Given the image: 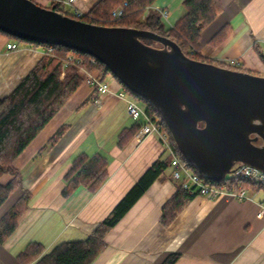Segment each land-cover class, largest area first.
I'll list each match as a JSON object with an SVG mask.
<instances>
[{
    "label": "crops",
    "instance_id": "crops-1",
    "mask_svg": "<svg viewBox=\"0 0 264 264\" xmlns=\"http://www.w3.org/2000/svg\"><path fill=\"white\" fill-rule=\"evenodd\" d=\"M35 1L49 6L56 0ZM98 1L78 0L75 7L85 13ZM63 6L70 12L75 8ZM153 7L168 10L163 20L166 28L187 12L184 0H155ZM223 27L230 30L226 39L212 42ZM10 40L0 32V98L9 94L46 52L45 47L28 45L10 51L6 49ZM200 45L202 56L210 62L230 64L237 58L240 64L234 68L264 75V59L259 53H264V0H223V9L202 30ZM81 74L84 81L15 161L24 181L0 208V218L25 189L33 197L16 230L0 242V264H24L18 254L31 241L42 243L49 252L59 243L86 239L144 171L168 154L157 134L141 142L135 134L125 147H118L119 132L136 120L128 113L126 100L117 94L121 84L111 75L104 80L110 84V92L98 94L100 102L90 101L78 111L80 104L94 95L88 76L97 77L98 72L82 69ZM68 120L71 127L66 134L38 156L39 149ZM80 152L105 155L109 176L97 191L81 185L64 197L63 175ZM164 176L165 180L152 183L109 232L106 249L91 264H161L173 251L180 253L175 264H264V216H258L263 189L244 200L227 193L217 198L196 195L165 226L160 222L162 206L181 182L171 172ZM7 180L8 175L2 177L3 182Z\"/></svg>",
    "mask_w": 264,
    "mask_h": 264
},
{
    "label": "trees",
    "instance_id": "trees-1",
    "mask_svg": "<svg viewBox=\"0 0 264 264\" xmlns=\"http://www.w3.org/2000/svg\"><path fill=\"white\" fill-rule=\"evenodd\" d=\"M155 0H99L93 7L81 16L73 15L64 8L61 0L53 1L48 8L63 12L72 17L102 25H119L151 30L165 35L176 41L183 52L189 57L206 60L201 53L202 30L211 23L223 9V0H184L186 14L171 28H166L161 17V11L153 7ZM124 12L119 18H113L112 11L120 5ZM44 6V5H43ZM0 32L24 45L45 47L43 58L24 76L18 85L5 97L0 98V208L22 187L24 174L15 161L30 145L34 138L61 110L70 96L84 81L81 70L97 71V78L104 81L112 75L126 92L145 101L146 112L154 120L168 130L157 109L140 95L129 90L109 68L88 53H84L63 45H53L39 41L19 38L0 29ZM230 30L223 27L213 38L212 42L220 43L226 39ZM143 42L162 47V44L148 38ZM50 48H52L50 50ZM264 59V53L259 50ZM72 55V59H69ZM221 66L234 68L229 63H216ZM90 98L78 107V111L86 107L90 101L97 99L98 87ZM129 94V93H128ZM130 95V94H129ZM131 96V95H130ZM133 96V97H134ZM203 123H200L202 125ZM141 123L136 120L129 127H123L118 134L117 145L125 147L139 130ZM70 120L62 123L49 137L48 141L38 151V156L52 148L70 129ZM170 143L173 153L181 157L194 170L192 164L183 157L171 133ZM163 158L155 160L133 184L129 191L114 206L111 212L96 226L84 240H71L59 243L49 252L37 241L29 242L18 254V259L24 263L33 264H91L107 247L106 236L122 219L132 205L147 191L156 180H165L164 174L172 171V152ZM8 175L9 180L2 181ZM109 176L108 159L100 152L88 154L78 153L63 175L66 183L62 190L64 197H69L79 186H86L91 191H97ZM227 179V178H226ZM224 179V180H226ZM208 181V180H207ZM211 182V181H209ZM229 185L240 184L248 189L256 188L255 184L244 177L227 179ZM264 190V185H262ZM189 188L181 183L176 191L162 206L160 222L168 226L177 214L192 200ZM33 193L25 189L15 203L0 218V242H4L18 227L24 213L30 208ZM180 253H169L161 264H175Z\"/></svg>",
    "mask_w": 264,
    "mask_h": 264
},
{
    "label": "water",
    "instance_id": "water-1",
    "mask_svg": "<svg viewBox=\"0 0 264 264\" xmlns=\"http://www.w3.org/2000/svg\"><path fill=\"white\" fill-rule=\"evenodd\" d=\"M0 29L104 63L157 109L183 157L208 181H222L239 162L264 171V75L189 57L151 30L86 22L35 0H0Z\"/></svg>",
    "mask_w": 264,
    "mask_h": 264
},
{
    "label": "built area",
    "instance_id": "built-area-1",
    "mask_svg": "<svg viewBox=\"0 0 264 264\" xmlns=\"http://www.w3.org/2000/svg\"><path fill=\"white\" fill-rule=\"evenodd\" d=\"M65 4L75 7L77 5L78 0H61ZM118 6L112 11L113 18H119L124 12V6ZM73 15L81 16L84 14L80 9L74 8L71 12ZM168 16V10H161V17L164 20ZM20 48L19 42L15 39H11L6 44L7 50H17ZM52 48H50L51 50ZM72 55H69V59H72ZM232 66H239V60L237 58H233L229 61ZM88 82L92 83L94 86L98 87L99 94H104L110 92V84L105 81L98 80L97 77L90 75L88 76ZM118 96L126 100L127 103V111L134 118L141 123L139 130L136 133V138L139 142L143 141L145 138L155 133L159 136L160 140L165 146V149L169 152H172V147L170 144L169 130H164L162 125L158 123V121L154 120L150 117L146 112V105H141L136 98L130 96L125 89H121L118 93ZM100 102V99H97ZM172 176L174 179H178L181 181V184L184 187L189 188L192 194L203 195L207 198H217L223 194H232L234 198L243 200L247 198H253L257 192H252L247 187H244L240 184H232L229 185L226 180L231 178L244 177L251 180L255 185L262 186L264 185V171L245 163H236L233 166L232 172L228 173L224 179L223 184L218 183V185H213L211 182L207 181L198 171H194L186 161H184L181 157L174 154L172 155ZM258 216H264V202L260 203Z\"/></svg>",
    "mask_w": 264,
    "mask_h": 264
},
{
    "label": "rangeland",
    "instance_id": "rangeland-1",
    "mask_svg": "<svg viewBox=\"0 0 264 264\" xmlns=\"http://www.w3.org/2000/svg\"><path fill=\"white\" fill-rule=\"evenodd\" d=\"M206 59V58H205ZM205 61H208L207 59L205 60ZM210 61V60H209ZM215 62V61H214ZM234 67H236V66H234ZM234 69H236V68H234ZM257 74V73H256ZM261 75V74H260ZM112 76V75H111ZM132 97L134 96V95H132L130 92H128ZM134 98H136L137 99V101L141 104V105H144V103H145V101L144 100H142V99H139V98H137V97H135L134 96ZM151 135H156L155 133H153V134H151ZM256 142H258V141H256ZM108 148H106V150H107ZM194 168V167H193ZM169 173L171 172V171H168ZM171 175H172V172H171ZM173 177V176H172ZM178 179H176V181H177ZM178 181H180V180H178ZM224 179L222 180V181H220V182H211L213 185H218V183H220V184H223L224 183ZM251 181V180H250ZM181 182V181H180ZM252 182V181H251ZM228 183V182H227ZM253 183V182H252ZM229 184V183H228ZM256 186V188H252V192H259L260 190H262L263 188H262V186H257V185H255ZM264 191V190H263ZM229 194V193H228ZM199 195H201V194H199ZM229 195H231V196H233L232 194H229ZM203 196V195H202ZM256 196V195H255ZM254 196V197H255ZM234 197V196H233ZM253 197V198H254ZM237 199V198H236ZM250 199H252V198H250ZM244 200V199H243ZM107 242V241H106ZM107 245H108V243H107ZM106 249V248H105Z\"/></svg>",
    "mask_w": 264,
    "mask_h": 264
},
{
    "label": "bare ground",
    "instance_id": "bare-ground-1",
    "mask_svg": "<svg viewBox=\"0 0 264 264\" xmlns=\"http://www.w3.org/2000/svg\"><path fill=\"white\" fill-rule=\"evenodd\" d=\"M171 144V143H170ZM172 147V146H171ZM172 151H173V149H172Z\"/></svg>",
    "mask_w": 264,
    "mask_h": 264
}]
</instances>
